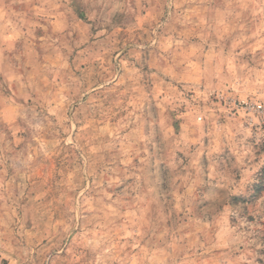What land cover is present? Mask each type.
I'll use <instances>...</instances> for the list:
<instances>
[{
	"label": "rangeland",
	"instance_id": "rangeland-1",
	"mask_svg": "<svg viewBox=\"0 0 264 264\" xmlns=\"http://www.w3.org/2000/svg\"><path fill=\"white\" fill-rule=\"evenodd\" d=\"M0 264H264V0H0Z\"/></svg>",
	"mask_w": 264,
	"mask_h": 264
}]
</instances>
